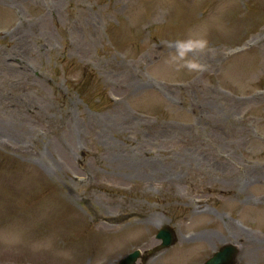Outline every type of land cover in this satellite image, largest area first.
<instances>
[{
    "label": "rangeland",
    "instance_id": "374dc122",
    "mask_svg": "<svg viewBox=\"0 0 264 264\" xmlns=\"http://www.w3.org/2000/svg\"><path fill=\"white\" fill-rule=\"evenodd\" d=\"M0 17L21 24L0 34V264H93L212 221L208 246L225 236L264 264V98L245 96L264 92V37L222 59L258 39L264 0H0ZM201 39L204 70L177 71L169 44Z\"/></svg>",
    "mask_w": 264,
    "mask_h": 264
},
{
    "label": "clouds",
    "instance_id": "9594fccd",
    "mask_svg": "<svg viewBox=\"0 0 264 264\" xmlns=\"http://www.w3.org/2000/svg\"><path fill=\"white\" fill-rule=\"evenodd\" d=\"M207 47L205 40H188L178 41L176 43V52L171 57V62L176 64V70L187 69L189 72H201L204 70L203 66L194 59H188L187 54L193 50H199L203 52ZM183 61V63H179Z\"/></svg>",
    "mask_w": 264,
    "mask_h": 264
},
{
    "label": "bare ground",
    "instance_id": "6f19581e",
    "mask_svg": "<svg viewBox=\"0 0 264 264\" xmlns=\"http://www.w3.org/2000/svg\"><path fill=\"white\" fill-rule=\"evenodd\" d=\"M44 20H46V18H43ZM16 105L20 108V109H24L23 106L19 103H16ZM17 107V108H18ZM29 112V111H27ZM0 132H4V131H1ZM5 138L6 140L12 142V143H17L18 141H20V138H19V134H15V133H12V132H8L7 135H5Z\"/></svg>",
    "mask_w": 264,
    "mask_h": 264
}]
</instances>
